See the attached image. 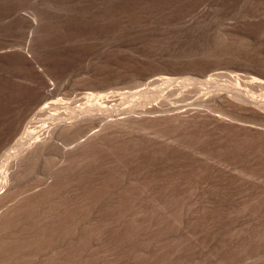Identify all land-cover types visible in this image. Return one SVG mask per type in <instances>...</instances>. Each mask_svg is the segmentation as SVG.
<instances>
[{
	"label": "rangeland",
	"instance_id": "1",
	"mask_svg": "<svg viewBox=\"0 0 264 264\" xmlns=\"http://www.w3.org/2000/svg\"><path fill=\"white\" fill-rule=\"evenodd\" d=\"M0 264H264V0H0Z\"/></svg>",
	"mask_w": 264,
	"mask_h": 264
},
{
	"label": "bare ground",
	"instance_id": "2",
	"mask_svg": "<svg viewBox=\"0 0 264 264\" xmlns=\"http://www.w3.org/2000/svg\"><path fill=\"white\" fill-rule=\"evenodd\" d=\"M33 21V20H32ZM33 23V22H32ZM32 23H30L31 25H32ZM31 25H30V27H31ZM48 84H49V82H48ZM47 86V88H48V85H46ZM49 88H50V86H49ZM48 88V89H49ZM112 116V115H111ZM119 117V116H118ZM121 119V118H120ZM118 121V120H117ZM122 122V121H121Z\"/></svg>",
	"mask_w": 264,
	"mask_h": 264
}]
</instances>
